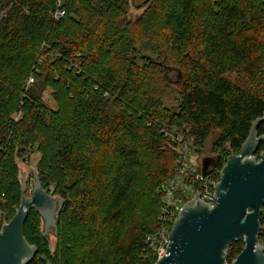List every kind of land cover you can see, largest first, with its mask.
I'll return each instance as SVG.
<instances>
[{
  "label": "trees",
  "instance_id": "16d2710c",
  "mask_svg": "<svg viewBox=\"0 0 264 264\" xmlns=\"http://www.w3.org/2000/svg\"><path fill=\"white\" fill-rule=\"evenodd\" d=\"M129 11V0H0V227L21 203L19 157L40 151L44 188L65 200L55 250L29 212L24 235L38 252L28 264H154L147 237L179 158L171 134L208 143L218 178L264 116V0ZM148 42L158 59L140 65ZM46 52L56 58L43 67ZM167 67L179 74L175 110L152 73ZM259 219L264 244V204Z\"/></svg>",
  "mask_w": 264,
  "mask_h": 264
},
{
  "label": "water",
  "instance_id": "95a60500",
  "mask_svg": "<svg viewBox=\"0 0 264 264\" xmlns=\"http://www.w3.org/2000/svg\"><path fill=\"white\" fill-rule=\"evenodd\" d=\"M173 69L166 68V73ZM264 116L252 124L250 133L238 154H231L220 171L215 186L214 205L204 202L199 194L188 200L176 217L163 256L154 264H264V245L258 233L260 212L264 204V134L258 126ZM214 156L202 159L203 173L214 165ZM35 182L30 196L22 178V198L12 219L0 227V264H28L38 252L24 235L29 212L35 209L44 220L43 235L52 227L58 232L57 217L65 200L55 197L34 170ZM243 239L245 246L231 262L226 261L230 245Z\"/></svg>",
  "mask_w": 264,
  "mask_h": 264
},
{
  "label": "built area",
  "instance_id": "2783aa9c",
  "mask_svg": "<svg viewBox=\"0 0 264 264\" xmlns=\"http://www.w3.org/2000/svg\"><path fill=\"white\" fill-rule=\"evenodd\" d=\"M64 14L65 9L60 7L54 12V17L58 19ZM171 137L180 142L178 164L174 174L160 185L161 208L158 228L147 237L156 259L166 252L173 223L186 202L199 194L204 202L214 205L215 186L220 179V173L216 178V170L211 167L207 174H204L203 165L197 166L190 162L189 154L193 147L196 149L193 142H185L174 134H171Z\"/></svg>",
  "mask_w": 264,
  "mask_h": 264
},
{
  "label": "rangeland",
  "instance_id": "374dc122",
  "mask_svg": "<svg viewBox=\"0 0 264 264\" xmlns=\"http://www.w3.org/2000/svg\"><path fill=\"white\" fill-rule=\"evenodd\" d=\"M96 1V0H95ZM154 0H129L130 2V11H129V18L131 20H136L138 19L142 13L152 5ZM143 50L141 51L140 55L137 57V62L140 65H143L147 59L149 60L150 58L153 60H157L158 56L153 52V46L152 43L148 42L144 44ZM43 67L44 64H48L49 62L53 61L56 56L53 53H48L46 52L43 55ZM38 73H43L44 71L39 68L37 69ZM154 75V78H160V83H162V86L164 87V94H163V104L170 107L172 110L177 109L178 106V98H179V91H178V70L173 68L169 70L164 77V74L162 72H159L158 69H154L152 72ZM51 92L50 88H47L44 91V96L48 97ZM53 104V103H51ZM192 142V140H191ZM196 149H192L191 153L189 154L190 157V162L194 165L201 166L202 165V159L204 156H213L212 150L209 148L208 143H203V144H195ZM42 156V153L40 151H36L35 153H30L26 156L19 157L17 159L18 164L20 166V176L21 179L23 176L26 178L27 184H28V190L27 194L30 196L33 185L35 182V177H34V170H38L37 167L40 163V158ZM38 174V172H37ZM52 195L57 197L58 195L54 193L52 190L49 191ZM8 212L11 211L9 207L6 208ZM42 230H45L44 227V220L42 218ZM54 229L50 227V229L45 233V237L50 240V246L52 250H55L58 238L54 234ZM261 243V242H260ZM262 244V243H261ZM264 245V244H262ZM245 246V242L241 240L236 241L235 244L230 245L228 249V257L230 260L228 262H231L234 260L237 255L242 251V249Z\"/></svg>",
  "mask_w": 264,
  "mask_h": 264
}]
</instances>
